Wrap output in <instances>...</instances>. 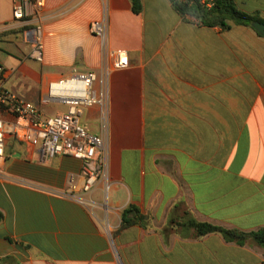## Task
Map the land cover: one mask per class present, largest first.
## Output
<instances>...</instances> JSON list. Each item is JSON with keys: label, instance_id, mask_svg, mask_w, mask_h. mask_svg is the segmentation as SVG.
Masks as SVG:
<instances>
[{"label": "crops", "instance_id": "1", "mask_svg": "<svg viewBox=\"0 0 264 264\" xmlns=\"http://www.w3.org/2000/svg\"><path fill=\"white\" fill-rule=\"evenodd\" d=\"M235 2L264 19V0ZM142 3L135 14L130 0H47L39 63L24 37L34 21L16 20L14 0H0L2 87L46 116L67 110L43 103L51 82L76 70L97 74L100 89L105 60L92 22L107 16L109 49L130 59L110 72L106 110L82 116L89 133L109 139L107 194L101 179L76 192L87 204L62 197L72 176L82 185V161L42 162L37 148L9 139L6 171L19 182L0 179V264H264L262 246L185 225L264 229V37L183 18L169 0Z\"/></svg>", "mask_w": 264, "mask_h": 264}, {"label": "built area", "instance_id": "2", "mask_svg": "<svg viewBox=\"0 0 264 264\" xmlns=\"http://www.w3.org/2000/svg\"><path fill=\"white\" fill-rule=\"evenodd\" d=\"M213 2L214 0H202L208 7H211ZM46 6L47 0H14L15 19L31 18L34 21V26L25 30L24 37L31 45L30 58L39 63L44 61ZM108 30L107 16L90 25V32L102 42L105 60L103 75L100 77V89L94 90V85L99 81L97 74H80L76 70L69 78L51 82L43 103L67 106L65 112L53 116H46L39 106L4 89L2 80L5 69L0 63V179L19 182L6 171V147L9 139H13L37 148L42 162H48L58 156L82 161V185L79 187L72 176L68 189L57 192L62 197L87 204L76 192L89 194L101 179L105 180L106 194L108 193L110 189L108 136L92 135L82 124V116L87 107L99 104L106 110L111 70L129 66L130 59L126 50L109 49ZM3 114L12 120L4 119ZM103 119L107 128V116Z\"/></svg>", "mask_w": 264, "mask_h": 264}, {"label": "trees", "instance_id": "3", "mask_svg": "<svg viewBox=\"0 0 264 264\" xmlns=\"http://www.w3.org/2000/svg\"><path fill=\"white\" fill-rule=\"evenodd\" d=\"M132 10L135 14H140L143 11L142 0H130ZM174 10L183 18L191 17L197 22L208 27H223L229 28L231 24L244 25L250 28L254 21L264 23V19L259 16L250 15L238 9L235 0H214L211 7L202 3V0H169ZM131 210H127L123 214L124 226L130 225L133 221L127 219V215ZM3 214L0 212V221ZM196 230L198 236H204L211 233L221 234L225 240L231 243H236L240 246L253 242L264 247V229L255 232H244L237 229H226L210 223L199 222L193 218L188 219L185 224Z\"/></svg>", "mask_w": 264, "mask_h": 264}, {"label": "water", "instance_id": "4", "mask_svg": "<svg viewBox=\"0 0 264 264\" xmlns=\"http://www.w3.org/2000/svg\"><path fill=\"white\" fill-rule=\"evenodd\" d=\"M252 27L261 35L264 37V23L260 21H254L252 23Z\"/></svg>", "mask_w": 264, "mask_h": 264}]
</instances>
